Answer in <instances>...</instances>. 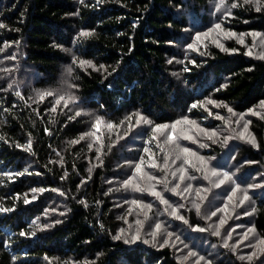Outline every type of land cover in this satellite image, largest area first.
Listing matches in <instances>:
<instances>
[{
  "label": "trees",
  "instance_id": "1",
  "mask_svg": "<svg viewBox=\"0 0 264 264\" xmlns=\"http://www.w3.org/2000/svg\"><path fill=\"white\" fill-rule=\"evenodd\" d=\"M262 241L264 0H0V264Z\"/></svg>",
  "mask_w": 264,
  "mask_h": 264
},
{
  "label": "snow or ice",
  "instance_id": "2",
  "mask_svg": "<svg viewBox=\"0 0 264 264\" xmlns=\"http://www.w3.org/2000/svg\"><path fill=\"white\" fill-rule=\"evenodd\" d=\"M245 2H253V0H245ZM255 3L259 4V0H254ZM257 10L259 11V7H257ZM217 27H219V25H217ZM49 95H51V93H49ZM43 97H41L42 99ZM63 99V98H61ZM59 103V101H58ZM99 123V122H98ZM139 170V169H138ZM261 243H264V241H262Z\"/></svg>",
  "mask_w": 264,
  "mask_h": 264
},
{
  "label": "rangeland",
  "instance_id": "3",
  "mask_svg": "<svg viewBox=\"0 0 264 264\" xmlns=\"http://www.w3.org/2000/svg\"><path fill=\"white\" fill-rule=\"evenodd\" d=\"M223 34H227V32L224 31ZM255 247H257V246H256V242H255Z\"/></svg>",
  "mask_w": 264,
  "mask_h": 264
}]
</instances>
